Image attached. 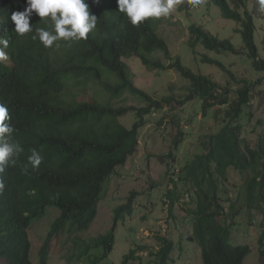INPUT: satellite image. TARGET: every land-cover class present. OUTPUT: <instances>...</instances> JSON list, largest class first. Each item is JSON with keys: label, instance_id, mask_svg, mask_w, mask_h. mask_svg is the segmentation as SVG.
<instances>
[{"label": "trees", "instance_id": "16d2710c", "mask_svg": "<svg viewBox=\"0 0 264 264\" xmlns=\"http://www.w3.org/2000/svg\"><path fill=\"white\" fill-rule=\"evenodd\" d=\"M86 2L90 13L97 16V25L87 39L75 43L60 41L59 48L54 42L53 47L45 48L32 35L37 27L47 26L48 18L41 19L33 12L30 17L33 32L20 36L15 33L10 17L14 11L24 10L26 0H0V40L8 42L7 47L0 44L7 57L0 60V103L8 107L12 119L6 123L13 126V138L24 149L16 165L0 174L4 183L0 192V264H51L50 248L55 237L65 232L86 231L96 220L117 168L125 166L138 150L146 116L174 102L179 105L196 98L203 102L204 108L211 107L216 100L231 108L224 110L222 127L201 145L207 151L196 154L175 172V175L179 172L178 179L174 180V174L169 177L172 186L164 201L169 196L173 210L178 197L175 194L180 191L176 182L192 184L194 204L189 213L194 219V234L189 239L199 245L202 264H244L252 247L231 242L230 227L243 209L242 200L250 210L258 209L264 214V128L253 143L248 136H242L243 125H234V121L251 107L257 95L264 101V88L257 89L264 77L258 81L238 78L223 62L204 55L203 62L216 64L239 84L236 90L225 86L219 93L222 88L217 81L207 74H196L180 57L173 58L168 42L158 31L160 18H148L134 26L118 10L117 0ZM211 2L221 9L225 19L239 24L236 31L242 35L244 50L230 39H220L191 24L187 44L193 52L201 45L217 53L244 54L254 71L264 72L258 44V1L255 0L253 8L249 0ZM158 52L170 60L168 65L155 58ZM132 57L139 58L151 70H176L190 80L193 88L184 99L155 98L136 86L135 73L125 61ZM229 92H234L233 99ZM128 96L143 104H124ZM127 115L133 116L130 125L124 123ZM163 122L164 117L159 123ZM183 133L178 132L180 136ZM177 141L178 138L175 144L178 147ZM33 149L43 156V161L38 169L29 167L25 174L23 166ZM230 174L244 181L238 186L235 200L221 195V185L231 190L237 187ZM137 195V191L133 192L128 202L118 206L112 228L94 238L96 245H105L104 256L113 249L119 221L125 214L133 213ZM50 208L56 209L58 215L35 263L29 230ZM261 227L259 253L260 264H264V219ZM159 239L161 248L151 251V255L157 256V264L175 263L174 241L162 236ZM135 252L131 250L126 255V262L136 257ZM96 263L98 260L94 259L92 264Z\"/></svg>", "mask_w": 264, "mask_h": 264}, {"label": "rangeland", "instance_id": "374dc122", "mask_svg": "<svg viewBox=\"0 0 264 264\" xmlns=\"http://www.w3.org/2000/svg\"><path fill=\"white\" fill-rule=\"evenodd\" d=\"M258 1V0H257ZM255 0H249L250 8H253ZM259 4V3H258ZM257 30L258 44L261 57L264 58V8L258 5ZM196 24L205 28L220 39H230L238 49L244 50L242 35L236 29L239 24L233 20L225 19L221 9L210 2L197 10H190L186 2L177 5L169 17H161L158 25L160 35L168 42L173 58L180 57L184 65L191 68L196 74L204 73L217 81L223 92L225 86L232 90L239 88V84L232 80L228 73L221 70L216 64L203 62L204 55L216 58L232 70L238 78L258 81L264 77V72H256L251 66V61L246 60L245 55H235L230 52L217 53L209 51L198 45L193 52L187 44L191 37L190 25ZM155 58L161 59L166 65L170 63L161 52L155 54ZM173 59V60H174ZM135 73V84L155 98L162 99L165 96H173L174 99H184L193 86L190 80H185L176 70H151L137 57L126 58ZM264 88V81L257 89ZM97 89V88H96ZM92 93V92H90ZM231 99L234 92H229ZM85 99H89L85 97ZM127 105L141 106L143 103L128 96L124 102ZM184 104V105H183ZM204 108L199 99H192L186 103L171 104L163 110H155L146 116L145 125L140 130L139 147L137 152L129 158L125 166L117 168L116 174L110 181V190L107 197L99 206V213L90 227L82 232H65L55 238L50 248L51 264H157L156 255L161 248L160 236L175 243L172 257L173 264H202L201 250L195 241H190L194 234V219L189 213L194 204V192L192 184L176 183L180 191L175 194V206L171 210V202L166 194L172 186L169 177L178 179L179 171L189 159L196 154L207 151L201 148L203 142L210 134L217 132L222 127L221 118L225 117V109L231 107L222 105L216 100L211 107ZM220 116V117H219ZM164 117V122L159 123ZM133 116H126L124 123L130 125ZM264 101L257 95L251 107L246 108L240 118L234 121V125L242 124V136H248L255 143L259 134L263 131ZM184 132L181 136L178 132ZM178 147L175 145L176 140ZM173 154V157L170 154ZM172 171V172H171ZM231 179L237 184L235 190L222 186L221 195L225 198H237L236 193L244 181L236 174H230ZM156 186L155 188H153ZM184 186V187H182ZM137 191L134 202V211L131 215L125 214L115 231V243L111 253L104 256L105 245H96L94 238L106 234L114 224L115 209L128 202L129 196ZM190 195V201L185 199ZM234 199V200H235ZM242 211L235 217V223L230 227L231 242L248 244L252 252L246 257L244 264H260V234L261 222L264 214L258 209L250 210L244 200ZM250 212V217H249ZM58 215V211L50 208L44 217L33 222L29 233L32 241V260L37 263L38 252L51 228V223ZM182 243V245H181ZM182 246V247H181ZM135 250L136 257L128 259L127 254Z\"/></svg>", "mask_w": 264, "mask_h": 264}, {"label": "clouds", "instance_id": "9594fccd", "mask_svg": "<svg viewBox=\"0 0 264 264\" xmlns=\"http://www.w3.org/2000/svg\"><path fill=\"white\" fill-rule=\"evenodd\" d=\"M99 3V0H95ZM191 9L199 8L204 0H117L118 10L124 13L134 26L148 18L169 17L177 5L185 3ZM261 8H264V0H258ZM35 12L41 19L48 18L46 27H37L32 35L33 40H39L45 48L54 45L59 48L60 41L75 43L87 39L88 34L97 25V16L90 13L86 0H26L23 11L11 13V21L14 22V31L20 36L33 32L30 25V17ZM0 44L7 47V40H0ZM7 59L3 50H0V60ZM12 117L8 107L0 103V174L10 166H15L17 158L24 151L21 144L13 138L15 129L11 126ZM43 156L35 149L27 157V164L23 166V172L28 173L39 168ZM4 183L0 179V192ZM185 199L190 201V195Z\"/></svg>", "mask_w": 264, "mask_h": 264}, {"label": "built area", "instance_id": "2783aa9c", "mask_svg": "<svg viewBox=\"0 0 264 264\" xmlns=\"http://www.w3.org/2000/svg\"><path fill=\"white\" fill-rule=\"evenodd\" d=\"M212 0H204V3H203V5H206V4H208L209 2H211ZM202 5V6H203ZM201 6V7H202ZM188 7V6H187ZM201 7H199V8H201ZM189 8V7H188ZM199 8H196V9H191V8H189L190 10H197V9H199Z\"/></svg>", "mask_w": 264, "mask_h": 264}]
</instances>
